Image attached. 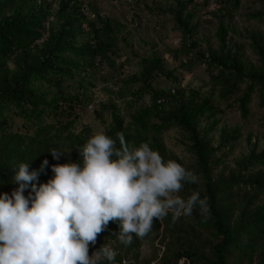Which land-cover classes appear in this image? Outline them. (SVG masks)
I'll return each mask as SVG.
<instances>
[{"label": "trees", "instance_id": "trees-1", "mask_svg": "<svg viewBox=\"0 0 264 264\" xmlns=\"http://www.w3.org/2000/svg\"><path fill=\"white\" fill-rule=\"evenodd\" d=\"M95 1L0 0V192L10 194L16 187L12 169L20 162L30 171L39 170L44 159L48 165L81 163L78 150L96 133L91 124L79 123L91 108L117 148L118 137L130 147L147 143L164 161L174 160L194 173L197 182L185 183L179 195L186 199L199 192L210 211L207 217L193 209L189 216L173 219L169 212L160 221L154 218L153 231L129 245L115 239L118 227L110 221L89 255L106 243L117 253L114 264H264V136L259 145L247 133V152L230 160L241 128L218 126V115L225 113L222 102L235 104L241 119L249 116L254 94L264 102V34L251 30L245 35L256 59L248 65L242 45L230 44L227 35L236 31L224 21L241 0H213V10H208L209 0H149L178 30L175 53L189 59L183 66L197 63L208 72L205 91L185 88L160 57L133 51L125 23L102 16ZM147 2L127 5L131 12L142 6L153 11ZM254 4L258 8L246 18L264 21V0ZM198 14L217 18L215 47L209 41L200 47ZM124 51L125 62L136 71L125 74L124 65L117 64ZM97 63L113 73L110 85L106 79L102 86L107 98L100 100L94 95ZM170 129L179 132L181 157L164 143ZM51 151L63 154L57 160ZM51 176L46 166L36 183ZM145 244L152 253L143 258Z\"/></svg>", "mask_w": 264, "mask_h": 264}, {"label": "clouds", "instance_id": "clouds-1", "mask_svg": "<svg viewBox=\"0 0 264 264\" xmlns=\"http://www.w3.org/2000/svg\"><path fill=\"white\" fill-rule=\"evenodd\" d=\"M118 139L119 148L103 131L94 133L78 150L81 163L44 159L39 170L24 162L12 169L16 187L0 192V264H114L117 253L106 243L89 255L110 221L118 227L115 239L129 245L169 212L173 219L193 209L208 216L199 192L179 195L185 183L197 182L194 173L147 143L130 147ZM51 154L58 160L63 153ZM46 166L52 176L37 184Z\"/></svg>", "mask_w": 264, "mask_h": 264}, {"label": "rangeland", "instance_id": "rangeland-1", "mask_svg": "<svg viewBox=\"0 0 264 264\" xmlns=\"http://www.w3.org/2000/svg\"><path fill=\"white\" fill-rule=\"evenodd\" d=\"M209 1L210 6L208 10H213L214 1ZM168 3H170V0H168ZM145 4L150 6L152 2L148 0ZM95 5L98 7L102 16L116 18L125 23L129 31L128 38L132 39L131 45L133 51L137 52L139 55H146L148 51H151L161 58L165 68L172 71L185 88L198 89L199 87H204L202 90H206L207 86L205 85L208 83L209 76L205 65L195 63L193 66L186 68L183 65L184 61H189L188 57L180 53H175V50L179 49L180 46V34L178 30L173 28V22L169 15L159 14L155 11L154 5H151L153 11H149L142 6L136 12H131L128 5L122 0H96ZM257 8L258 5L254 4V0H241L240 7L236 13L224 20L229 23L231 29L236 31L235 35H232L231 32L227 35L230 44L232 46L242 45L240 52L243 54V59L248 65L256 63V59L245 44L246 41H248L244 38L245 35L251 30L260 31L264 34V21L255 19L248 20L246 18L247 13ZM196 19L199 22L197 36L203 38L200 47L204 48L208 41L215 47L217 42L214 35L217 26V18L212 15L201 14L197 16ZM127 54V51H124L123 55L116 60L118 65H124L122 71H124L125 74L134 72L137 69V66L125 62V56ZM96 65L99 66L100 72L98 73L99 80L97 86L94 88V95L96 100L106 99V93L102 86L105 84L106 79H108L107 85H110L113 73L105 64L100 65L97 63ZM113 97L116 98V95L114 94ZM117 102L120 104L122 103L121 100H117ZM143 103H148V100L145 99ZM228 103L229 101L220 104L225 113L220 116L218 115V117H220L218 126L232 127L234 125H239L241 128V137L234 143L233 152L229 157L230 160H233L247 152V133H251L252 141H254V138H257L259 141L258 144L260 145L261 137L264 136V102L260 104L259 99L254 94L252 102L250 103L251 112L246 119H241L235 104L230 106ZM79 123H89L93 126L95 132L102 131V126L93 119L91 108L83 115ZM179 139V132L175 129H170L164 134V143L166 147L181 157L182 147L178 144ZM154 243H157V241L155 240ZM151 251V247L145 244L141 248V256L146 258L151 255Z\"/></svg>", "mask_w": 264, "mask_h": 264}, {"label": "built area", "instance_id": "built-area-1", "mask_svg": "<svg viewBox=\"0 0 264 264\" xmlns=\"http://www.w3.org/2000/svg\"><path fill=\"white\" fill-rule=\"evenodd\" d=\"M122 1L125 2L126 5L129 4V5L133 6L135 0H122Z\"/></svg>", "mask_w": 264, "mask_h": 264}]
</instances>
